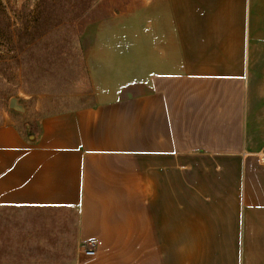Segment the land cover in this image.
Segmentation results:
<instances>
[{"label": "crops", "instance_id": "1", "mask_svg": "<svg viewBox=\"0 0 264 264\" xmlns=\"http://www.w3.org/2000/svg\"><path fill=\"white\" fill-rule=\"evenodd\" d=\"M80 42L84 101L0 121V264H264V0H138Z\"/></svg>", "mask_w": 264, "mask_h": 264}, {"label": "rangeland", "instance_id": "2", "mask_svg": "<svg viewBox=\"0 0 264 264\" xmlns=\"http://www.w3.org/2000/svg\"><path fill=\"white\" fill-rule=\"evenodd\" d=\"M137 3L0 0V121L9 115L29 135L38 130L42 114L84 101L88 81L80 39L85 26ZM13 97L24 111L10 107Z\"/></svg>", "mask_w": 264, "mask_h": 264}, {"label": "built area", "instance_id": "3", "mask_svg": "<svg viewBox=\"0 0 264 264\" xmlns=\"http://www.w3.org/2000/svg\"><path fill=\"white\" fill-rule=\"evenodd\" d=\"M97 239L89 238L83 243V249L87 255L94 256L97 253Z\"/></svg>", "mask_w": 264, "mask_h": 264}, {"label": "water", "instance_id": "4", "mask_svg": "<svg viewBox=\"0 0 264 264\" xmlns=\"http://www.w3.org/2000/svg\"><path fill=\"white\" fill-rule=\"evenodd\" d=\"M10 107L17 110V111H24V106L22 104L19 103L18 99L13 97L10 99V103H9Z\"/></svg>", "mask_w": 264, "mask_h": 264}]
</instances>
